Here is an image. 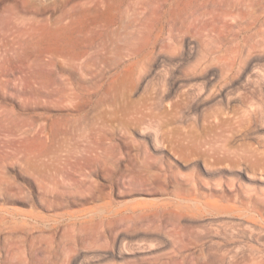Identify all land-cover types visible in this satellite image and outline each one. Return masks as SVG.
Segmentation results:
<instances>
[{
  "label": "rangeland",
  "instance_id": "rangeland-1",
  "mask_svg": "<svg viewBox=\"0 0 264 264\" xmlns=\"http://www.w3.org/2000/svg\"><path fill=\"white\" fill-rule=\"evenodd\" d=\"M101 1L0 0V264H264V0Z\"/></svg>",
  "mask_w": 264,
  "mask_h": 264
},
{
  "label": "bare ground",
  "instance_id": "bare-ground-1",
  "mask_svg": "<svg viewBox=\"0 0 264 264\" xmlns=\"http://www.w3.org/2000/svg\"><path fill=\"white\" fill-rule=\"evenodd\" d=\"M36 1L38 0H26L25 3L28 4L30 2H36ZM126 2L130 3L131 1L130 0H102L101 1L99 8L102 10L103 13H106V14L111 13V16H112L111 17L112 19L108 22V25L106 26V28H105V24H101V23H95L94 26H90L91 21L89 22L87 21L90 18L88 17V14L86 13L87 20L85 19L86 20L85 23L83 21V24H81V28L78 30L81 33V38L85 41H88V43H85L81 46V49L83 51L87 52L91 49H99L103 51H114L116 54L126 53L127 55H131L134 53L135 43L133 41V37H131L132 32L127 31V28L130 26V22L126 21V18H125L127 17L128 19L127 7L125 5ZM48 5L49 4L47 3L46 4L40 3L39 6H35V7L38 12H45V11H48L49 8L51 7V6L48 7ZM82 5L85 8L83 12H85L86 10L92 9V7L97 4L96 3L90 4V1H83ZM67 16H68L67 18H69L71 14ZM64 20L61 19L60 17L59 19L55 21L56 22L55 24H48V23L43 24L45 21H42V20L40 21L38 19H32L30 22H26V23L20 22L22 23V26L20 28V36H23V37L25 36L29 39L31 37H37L38 35H40V32H37V29H38L37 27L42 24L43 26H46L45 28L49 29L50 31L54 33L59 32V31L64 32L63 30H66L68 26L71 25L72 21L73 22L75 21V19L73 18L72 20L65 21V22ZM110 27L112 28L108 30V28ZM105 33L108 36V40L110 42L109 44L108 43L95 44L94 42L89 41L90 38H93V34H97L98 36H101L103 34L105 35ZM26 49H30V47L20 45V50L24 51Z\"/></svg>",
  "mask_w": 264,
  "mask_h": 264
}]
</instances>
